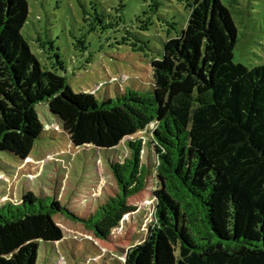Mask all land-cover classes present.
I'll list each match as a JSON object with an SVG mask.
<instances>
[{
	"label": "trees",
	"instance_id": "obj_1",
	"mask_svg": "<svg viewBox=\"0 0 264 264\" xmlns=\"http://www.w3.org/2000/svg\"><path fill=\"white\" fill-rule=\"evenodd\" d=\"M190 7L181 35L151 64L152 92L99 101L43 68L23 35L29 1L0 0V174L5 156L27 160L43 140L40 104L78 148L113 150L128 139L131 149L112 167L118 192L87 218L31 191L1 205L0 264H38L41 244L64 237L58 215L108 238L150 176L156 223L126 264H264V66L235 61L240 31L222 0ZM146 139L153 172L143 163Z\"/></svg>",
	"mask_w": 264,
	"mask_h": 264
},
{
	"label": "rangeland",
	"instance_id": "obj_2",
	"mask_svg": "<svg viewBox=\"0 0 264 264\" xmlns=\"http://www.w3.org/2000/svg\"><path fill=\"white\" fill-rule=\"evenodd\" d=\"M28 1L23 35L43 68L67 77L75 92L103 101L128 89L152 92L151 64L161 59L164 42L181 35L195 0H157L154 12L153 0ZM222 2L240 31L235 61L264 66V0ZM38 113L46 133L31 156L3 158L0 206L19 203L31 191L55 197L77 217L87 218L118 192L112 167L130 157V141L113 150L78 148L49 105L40 104ZM145 142L143 163L153 172L156 152ZM150 177L147 188L129 201L134 211L106 239L80 221L56 216L64 237L41 244L38 264H126L129 251L143 245L156 223L157 185Z\"/></svg>",
	"mask_w": 264,
	"mask_h": 264
}]
</instances>
